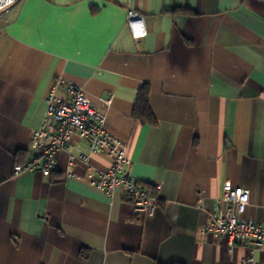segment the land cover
Instances as JSON below:
<instances>
[{
    "label": "crops",
    "instance_id": "0c3cea01",
    "mask_svg": "<svg viewBox=\"0 0 264 264\" xmlns=\"http://www.w3.org/2000/svg\"><path fill=\"white\" fill-rule=\"evenodd\" d=\"M0 27V264H240L245 246L199 230L224 181L264 221V0H20ZM58 80L59 94L83 88L129 174L156 190L152 215L88 184L102 153L65 174L69 152H87L76 133L54 169L13 173ZM143 83L153 124L132 116Z\"/></svg>",
    "mask_w": 264,
    "mask_h": 264
},
{
    "label": "built area",
    "instance_id": "2783aa9c",
    "mask_svg": "<svg viewBox=\"0 0 264 264\" xmlns=\"http://www.w3.org/2000/svg\"><path fill=\"white\" fill-rule=\"evenodd\" d=\"M20 0H0V19ZM126 24L135 38L146 32L139 12L128 10ZM1 30V27H0ZM62 84L56 81L47 92L46 110L39 128L31 133L30 158L15 164L13 173L24 169H54L56 153L68 150L71 135L76 133L87 144V152H69L67 176H73L75 159L86 160L89 155L102 153L109 160L104 170L95 169L87 177L89 185L112 195L120 188L130 198L136 213L152 215L158 203L154 188L139 181L128 172L129 160L124 145L112 137L104 128V116L99 112L83 88L73 83L64 85V93H57ZM250 194L245 187L224 181L220 194L215 199L214 209L208 220L200 227V234L223 236L232 247L235 242L246 247L247 253L240 264H256L255 253L264 251V221H256L245 214Z\"/></svg>",
    "mask_w": 264,
    "mask_h": 264
},
{
    "label": "trees",
    "instance_id": "16d2710c",
    "mask_svg": "<svg viewBox=\"0 0 264 264\" xmlns=\"http://www.w3.org/2000/svg\"><path fill=\"white\" fill-rule=\"evenodd\" d=\"M132 116L135 119H138L143 123H149V124L155 123V117L152 113V110L149 104V86L147 83H143L142 86L138 90L137 99L134 105ZM128 199L130 201L129 197ZM167 264H183V263L170 262Z\"/></svg>",
    "mask_w": 264,
    "mask_h": 264
}]
</instances>
